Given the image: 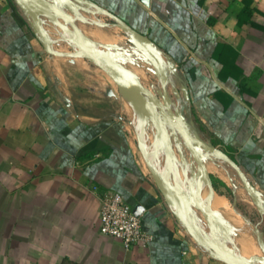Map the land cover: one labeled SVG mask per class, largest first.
<instances>
[{"label": "crops", "instance_id": "crops-1", "mask_svg": "<svg viewBox=\"0 0 264 264\" xmlns=\"http://www.w3.org/2000/svg\"><path fill=\"white\" fill-rule=\"evenodd\" d=\"M80 1L0 0V264H264V0ZM109 191L150 245L101 232Z\"/></svg>", "mask_w": 264, "mask_h": 264}, {"label": "water", "instance_id": "water-1", "mask_svg": "<svg viewBox=\"0 0 264 264\" xmlns=\"http://www.w3.org/2000/svg\"><path fill=\"white\" fill-rule=\"evenodd\" d=\"M19 1L24 3L25 5H30L29 0H19ZM142 1L144 4L149 5V0H142ZM111 15L116 19V21L130 35H133L139 41H142V42L144 41V38L141 37L135 29L130 27L126 21H124L123 19H121L120 17H118L115 14L111 13ZM60 25L63 27V29L66 31V33L69 35V37L72 39L73 34H72L71 30L66 25H64L63 23H60ZM144 49L146 52L150 51L147 47H144ZM78 50H79L78 53L80 55L87 57L88 59H90L94 63L105 68L115 79H117L118 81H120V82L126 84L128 87H130L134 91V93L136 94L140 105L142 104V102L144 100L143 93H142V89H143L142 85L128 70H126L124 67L120 66L116 62L112 61L111 59H108V58H106L100 54H97L94 51H91L90 49H88L86 47H82V48L80 47V49H78ZM182 133L186 134L184 129H182ZM236 167H237V171H238L240 177L242 178V180L244 182V185H245L247 191L249 192V194L251 195V197L254 200H257V195H256L255 189L253 188L251 183L248 181L246 175L240 170V168L237 165H236ZM212 185H213V181H212ZM165 195H166L167 199L173 205L183 209L187 213L189 218L192 217L189 209L185 205H183L175 197L169 195L166 192H165ZM134 213L138 215V213L136 211H134ZM205 246L210 247V248H214V249L220 251L223 255V258H225L228 261L230 260L229 256H228V254H229L228 252L231 250L227 244L216 241V240H210V242L205 243ZM230 262H231V264H245V263L238 261V260L230 261Z\"/></svg>", "mask_w": 264, "mask_h": 264}, {"label": "built area", "instance_id": "built-area-1", "mask_svg": "<svg viewBox=\"0 0 264 264\" xmlns=\"http://www.w3.org/2000/svg\"><path fill=\"white\" fill-rule=\"evenodd\" d=\"M100 230L103 234L121 239L126 248L150 245L154 236L144 229L141 217L117 191H109L103 198L100 211Z\"/></svg>", "mask_w": 264, "mask_h": 264}, {"label": "rangeland", "instance_id": "rangeland-1", "mask_svg": "<svg viewBox=\"0 0 264 264\" xmlns=\"http://www.w3.org/2000/svg\"><path fill=\"white\" fill-rule=\"evenodd\" d=\"M74 2L76 3V6H75L76 12L85 13V14L89 13L88 10L83 9V8H86V6L83 4V2H81L80 0H74ZM83 27L87 28L91 32L98 33V34H101L102 32H109V30L107 31V29L106 30L101 29V27H99L98 25L96 26V25L91 24V23H89V24L85 23V24H83ZM115 31L116 30H110L111 33H116L117 31L116 32ZM245 194H246L245 190H243V195H245Z\"/></svg>", "mask_w": 264, "mask_h": 264}, {"label": "trees", "instance_id": "trees-1", "mask_svg": "<svg viewBox=\"0 0 264 264\" xmlns=\"http://www.w3.org/2000/svg\"><path fill=\"white\" fill-rule=\"evenodd\" d=\"M211 179H212V181H213V186H214V188L216 189V190H218L219 191V189H218V180L214 177V176H211ZM221 183V182H220ZM231 200H232V197H231Z\"/></svg>", "mask_w": 264, "mask_h": 264}, {"label": "bare ground", "instance_id": "bare-ground-1", "mask_svg": "<svg viewBox=\"0 0 264 264\" xmlns=\"http://www.w3.org/2000/svg\"><path fill=\"white\" fill-rule=\"evenodd\" d=\"M71 41L76 46L77 49H80L81 45L74 38H72Z\"/></svg>", "mask_w": 264, "mask_h": 264}]
</instances>
